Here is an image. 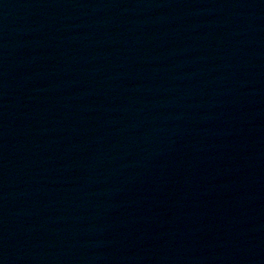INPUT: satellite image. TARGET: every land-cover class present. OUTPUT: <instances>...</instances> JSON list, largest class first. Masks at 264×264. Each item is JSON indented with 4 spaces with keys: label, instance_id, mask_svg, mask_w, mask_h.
Here are the masks:
<instances>
[{
    "label": "water",
    "instance_id": "1",
    "mask_svg": "<svg viewBox=\"0 0 264 264\" xmlns=\"http://www.w3.org/2000/svg\"><path fill=\"white\" fill-rule=\"evenodd\" d=\"M0 264H264V0H57Z\"/></svg>",
    "mask_w": 264,
    "mask_h": 264
}]
</instances>
